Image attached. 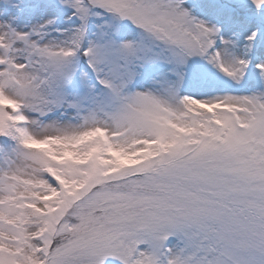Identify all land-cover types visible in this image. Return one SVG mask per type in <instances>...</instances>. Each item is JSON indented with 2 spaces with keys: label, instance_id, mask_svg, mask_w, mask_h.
I'll return each instance as SVG.
<instances>
[{
  "label": "snow or ice",
  "instance_id": "snow-or-ice-1",
  "mask_svg": "<svg viewBox=\"0 0 264 264\" xmlns=\"http://www.w3.org/2000/svg\"><path fill=\"white\" fill-rule=\"evenodd\" d=\"M0 264H264V0H0Z\"/></svg>",
  "mask_w": 264,
  "mask_h": 264
}]
</instances>
